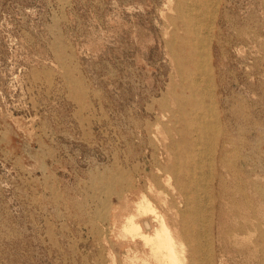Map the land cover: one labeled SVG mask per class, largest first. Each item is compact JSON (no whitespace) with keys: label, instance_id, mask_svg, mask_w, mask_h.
<instances>
[{"label":"rangeland","instance_id":"rangeland-1","mask_svg":"<svg viewBox=\"0 0 264 264\" xmlns=\"http://www.w3.org/2000/svg\"><path fill=\"white\" fill-rule=\"evenodd\" d=\"M177 3L0 0V264H142L148 248L119 235L139 194L168 218L185 209L164 180L166 148L185 147L173 98L191 67L167 43L185 36ZM208 11L192 27L210 38L225 136L197 146L188 195L212 222L214 264H264V0Z\"/></svg>","mask_w":264,"mask_h":264},{"label":"bare ground","instance_id":"bare-ground-1","mask_svg":"<svg viewBox=\"0 0 264 264\" xmlns=\"http://www.w3.org/2000/svg\"><path fill=\"white\" fill-rule=\"evenodd\" d=\"M184 1H186V6L177 3L175 8L179 12L178 16L182 24L186 27L185 36L177 37L173 34L167 43L173 51L174 41L178 38L189 49L183 56H177L179 60H183L184 68V62L191 67L185 68L186 74L183 73L181 76L184 82L179 83L181 91L175 92L173 98L178 106L174 119L180 120V129L177 128L176 131L179 132L180 140L184 141L185 147L180 149V144L177 142L170 148H166L168 156L173 152L175 158L173 163L166 168L168 173L164 180L166 185L174 189L175 187L180 188L185 197L182 203L185 209L179 211V206L170 205L173 217L168 218L165 212L157 209L150 196L144 192L139 194L133 208L128 211L129 213L120 226L119 235L133 242L139 239L148 248L149 259L141 257L142 264H151V260L154 261L153 264H214L210 246L213 240L204 236L207 233L205 224L207 223L210 231L212 222L205 215L200 198L195 193L188 195V191L199 183L191 171V167L194 169L197 166V156L201 153L197 146L205 145L207 152H214L215 146L219 145L220 139L225 135L220 130V120L216 115L214 87L208 57L210 38L207 33L200 35L201 31L192 27V23L195 24L198 17H204L210 13L208 11L209 0ZM190 33L193 35L189 37ZM178 69L182 70L180 61H178ZM166 116L167 113L162 114V118ZM174 146L179 147L177 151L174 150ZM173 171L177 176H173ZM210 179L213 180V184L223 181L222 175L212 172ZM148 191L155 193L156 196L160 194V190L158 191L152 181ZM164 202L166 203V200ZM134 256L136 260V255Z\"/></svg>","mask_w":264,"mask_h":264}]
</instances>
